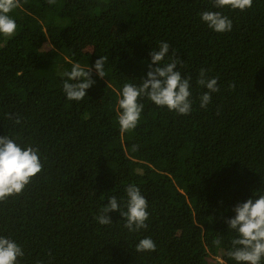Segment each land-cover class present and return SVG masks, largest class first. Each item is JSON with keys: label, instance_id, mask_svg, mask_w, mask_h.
Returning <instances> with one entry per match:
<instances>
[{"label": "trees", "instance_id": "1", "mask_svg": "<svg viewBox=\"0 0 264 264\" xmlns=\"http://www.w3.org/2000/svg\"><path fill=\"white\" fill-rule=\"evenodd\" d=\"M204 11L227 16L232 30L210 29ZM9 15L17 28L0 35V138L37 149L43 166L0 202V237L23 249L18 264H238L226 221L264 195V0L245 11L212 0H20ZM161 42L170 45L162 63L175 50L176 70L191 77L192 110L142 97L137 127L122 134L123 85L142 84ZM74 63L95 81L82 101L63 91ZM201 69L220 89L206 109ZM130 185L147 200V228L129 231L119 211L100 225L108 197L127 210ZM144 238L154 252L135 251Z\"/></svg>", "mask_w": 264, "mask_h": 264}, {"label": "clouds", "instance_id": "2", "mask_svg": "<svg viewBox=\"0 0 264 264\" xmlns=\"http://www.w3.org/2000/svg\"><path fill=\"white\" fill-rule=\"evenodd\" d=\"M47 2L52 5L56 0H47ZM212 2L217 9L231 8L239 11H245L253 4V0H212ZM19 6L20 0H0V35L5 37L14 35L17 24L9 14ZM201 18L217 33L232 30V21L219 11H204L201 13ZM169 53L170 45L161 42L158 51L152 50L149 53L152 63L148 65L147 78L141 79L142 84L139 87L132 83L123 85L118 99L117 113L122 134L137 127L144 107L139 103L142 97H146L158 107H166L179 115H188L191 112V77L183 78L181 72L176 70L183 61L176 58L175 50L171 51L169 62L162 63L166 57H169ZM108 60V56H101L95 62V71L101 79L106 77L104 66ZM62 76L67 78L63 83V91L69 101H82L95 83L92 79V68L86 70L79 63H74L71 71H65ZM197 83L208 90L200 98V107L206 109L211 102V94L220 91L217 86L218 79H208L206 71L201 69ZM15 122L21 123L19 118ZM42 167L37 149L32 146L22 148L8 136L0 138V202L21 194L31 180L42 171ZM126 194V211L120 210V204L115 196L108 197L107 205L101 209V214L95 217L100 225L112 223L109 213L119 211L124 217V226L129 231L138 232L147 228L146 198L135 185L128 186ZM234 211L235 217L227 220L226 223L230 230L237 233V236L232 239L233 249L227 255L238 264H261L264 259V195H260L255 201L249 199L238 204ZM220 242L219 238L213 241L217 246ZM155 250L156 244L151 238L141 239L135 248L136 252ZM23 256V249L15 241L0 237V264H18V258Z\"/></svg>", "mask_w": 264, "mask_h": 264}]
</instances>
